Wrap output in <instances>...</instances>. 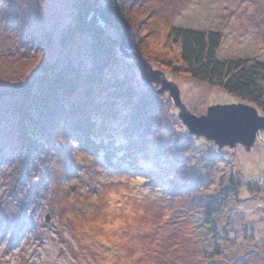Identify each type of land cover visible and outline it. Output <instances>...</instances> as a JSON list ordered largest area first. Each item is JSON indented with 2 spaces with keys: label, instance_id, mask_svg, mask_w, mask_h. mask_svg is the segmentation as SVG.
Segmentation results:
<instances>
[{
  "label": "rangeland",
  "instance_id": "rangeland-1",
  "mask_svg": "<svg viewBox=\"0 0 264 264\" xmlns=\"http://www.w3.org/2000/svg\"><path fill=\"white\" fill-rule=\"evenodd\" d=\"M74 2L0 0V264H264V131L249 150L192 134L170 90L144 78L136 62L135 85L165 111L160 127L145 121L132 129L125 101L116 108L106 94L84 88L66 98L74 113L66 109L28 160L17 96L8 91L33 79L45 62L89 69L92 39L71 34L63 41ZM124 6L143 20L135 34L131 29L129 52L143 50L152 69L178 87L187 109L200 115L213 104L244 102L174 72L165 61L183 62L181 44L167 36L175 26L211 30L221 34V59L264 60V0ZM107 32L121 41L115 26ZM95 102L106 110L92 121Z\"/></svg>",
  "mask_w": 264,
  "mask_h": 264
},
{
  "label": "trees",
  "instance_id": "trees-1",
  "mask_svg": "<svg viewBox=\"0 0 264 264\" xmlns=\"http://www.w3.org/2000/svg\"><path fill=\"white\" fill-rule=\"evenodd\" d=\"M125 1L75 0L72 29L63 41L67 43L71 34H81L92 39L90 55L93 63L86 72L80 65L71 62L60 66L58 61H49L43 63L40 72L20 85L18 90L8 91L12 96H17L13 106L17 111L19 138L23 144L28 145V160L36 153L39 154L43 140L48 139L57 128V122L66 115V109L74 113L76 108L65 106L66 98L84 88L95 97L101 95L104 98L106 94L107 99L115 102L116 108L125 101L122 106L132 129L145 121V126L152 129L162 124L165 111L161 110V105H156L152 101V94L144 92L143 88H138L134 83V78L140 75L134 67L135 60L126 58L127 55L120 49V38L112 37L107 32L108 28L115 26L122 34L120 16L128 21L130 30L134 28V34L141 27L143 20L125 8ZM221 38V34L215 31L175 26L168 32L167 40L181 44L183 62L165 63L174 72H185L202 82L218 85L264 112V60L221 59ZM97 103L92 110V121L97 119L100 111L106 110V105ZM90 104L92 107L93 103ZM107 104L111 108V103ZM111 115L114 116L113 113ZM88 127L84 128L86 133ZM113 132L120 136L119 131ZM259 185L254 183L250 186L259 190Z\"/></svg>",
  "mask_w": 264,
  "mask_h": 264
},
{
  "label": "water",
  "instance_id": "water-1",
  "mask_svg": "<svg viewBox=\"0 0 264 264\" xmlns=\"http://www.w3.org/2000/svg\"><path fill=\"white\" fill-rule=\"evenodd\" d=\"M120 21L122 25L120 49L125 55L135 59L144 78L161 81V91L167 88L170 90L176 105L180 108L179 116L192 134L213 140L220 147L227 145L234 147L239 143L248 150L253 147L261 131H264V115L260 113L258 107L246 102L217 103L209 106L207 113L198 115L191 112L183 103L178 87L174 83H169L163 77V72L153 70L138 52H129L134 46L130 25L122 16Z\"/></svg>",
  "mask_w": 264,
  "mask_h": 264
}]
</instances>
